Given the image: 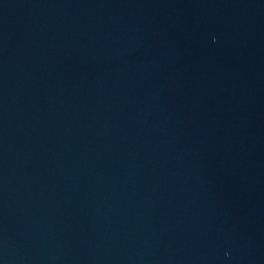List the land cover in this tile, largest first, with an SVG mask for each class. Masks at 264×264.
Masks as SVG:
<instances>
[{
	"label": "water",
	"instance_id": "95a60500",
	"mask_svg": "<svg viewBox=\"0 0 264 264\" xmlns=\"http://www.w3.org/2000/svg\"><path fill=\"white\" fill-rule=\"evenodd\" d=\"M0 264H264V0H0Z\"/></svg>",
	"mask_w": 264,
	"mask_h": 264
}]
</instances>
